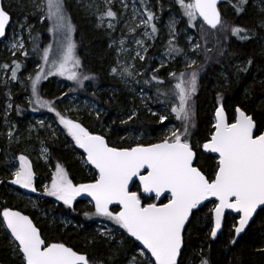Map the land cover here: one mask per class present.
Here are the masks:
<instances>
[{"label":"trees","instance_id":"trees-1","mask_svg":"<svg viewBox=\"0 0 264 264\" xmlns=\"http://www.w3.org/2000/svg\"><path fill=\"white\" fill-rule=\"evenodd\" d=\"M136 1L144 13L145 11L153 12V6L149 0ZM238 1L230 0L222 4L219 10L224 24L245 30L239 34L240 38L232 35L230 27L227 31L219 27L213 30L198 19L195 26L189 27L191 34L200 43L198 61L192 68L179 69L176 66H168L155 71L153 56L156 51L153 50L148 51L144 61L136 62L137 68L144 70L145 81L150 84L152 92L157 93L153 95L156 102L169 111H172V106L178 104V100L173 99L174 96L169 90L171 84L177 81L173 74L179 77L181 73L187 75L196 71V91L189 101L194 127L190 126V135L186 138L197 153V166L209 178L214 177L216 160L212 156L204 155L201 147L213 132V114L217 107H223L229 122L234 120V110L239 107L252 117L256 124L255 133L264 132V27L259 26L260 22L264 21V8L258 9L254 4L256 0H247V3L242 5L243 11L238 14L236 10V6H240ZM63 4L73 27V41L76 56L80 61V73L91 77L83 82V86L76 85L75 90L80 96L89 97L103 110L97 118L87 116L85 113L77 118L65 116L81 123L92 134L104 136L109 146L117 148L161 142L162 131L168 124H174L177 129L183 131V124L176 119L175 114L160 123L157 116L137 110L135 104L129 103L125 95L117 94L112 90L117 88L116 81L109 73L113 64V51L109 45L112 33L98 27L91 8L85 0H63ZM175 5L178 6L176 3ZM3 9L10 14L13 21L17 14L27 17L30 22L33 20V8H30L26 0H21L15 8L11 3L7 6L3 5ZM182 17L188 25L187 18L183 14ZM46 24L40 27L35 24L34 29L32 28L33 32L39 31L42 33L41 37L45 33ZM245 35L247 39H243ZM32 53L27 54L25 59L27 63L30 58L35 59ZM249 61H251L250 64ZM167 73H170L169 77ZM54 79V77L46 79L39 86L38 95L43 100L52 102L55 109L62 113L57 103V93L53 88ZM8 93L11 97V109L7 122L9 132L12 133L11 137L4 134L2 102L6 99V94L4 88L0 87V173L4 172L3 156L24 155L32 165L33 182L38 189L43 183L49 182L51 185V170L54 171L57 164L65 169L68 178L74 184L94 182L82 170L77 157L80 152L63 126L59 124L57 116L55 115V122L64 130V137H53L47 132L37 130L34 126L30 132L26 131L24 122L31 113H39L33 110L35 108L30 102L25 101V98H31L32 94L15 85L9 86ZM133 110L134 114H131ZM42 111L44 110H40ZM131 131L145 133L148 136L146 135L139 143H135L133 138L125 136ZM68 140H71L72 149L69 148ZM39 143H43L48 150V163H43L36 156ZM11 180L9 176L0 179V211L7 208L28 215L46 243H64L79 254L89 257L92 264H126L134 258L136 264H145L144 259L137 254L140 248L127 237V233H124L122 229L120 234L111 240L97 235L92 227L95 224L91 218L94 210L86 205L85 201L76 198L71 208L66 207L54 197L46 195L43 202L38 201L40 207L52 209L54 213L68 217L77 225L63 227L56 223H49V217L40 219L36 212L30 210L29 204L24 199L8 191L6 186L22 192L18 185L10 183ZM133 191H138L137 186H134ZM37 194L40 196L41 191ZM50 201H55L57 207H53ZM166 201V197L159 201L142 199L143 203L163 204ZM209 206L210 203H206L194 210L195 215L190 218V223L184 232L180 264H200L201 257L207 259L209 264H264V212L258 211L240 237L234 235L230 220L226 217L221 235L212 238ZM112 210L117 211L116 208ZM85 213H89L90 218L86 217ZM97 218L104 221L102 217ZM232 238H235L237 243H231ZM0 263L23 264L18 251L13 250V244L3 229L1 220Z\"/></svg>","mask_w":264,"mask_h":264},{"label":"snow or ice","instance_id":"snow-or-ice-1","mask_svg":"<svg viewBox=\"0 0 264 264\" xmlns=\"http://www.w3.org/2000/svg\"><path fill=\"white\" fill-rule=\"evenodd\" d=\"M106 2L110 3L111 0ZM175 3L183 16L187 17L188 27H193L199 18L213 30L219 27L227 31L230 27L232 35L238 38L245 31L222 22L217 9L218 0H175ZM246 3L247 0H239L240 6H236L238 14ZM36 7L52 22L50 31L62 36L63 40L60 42L59 59L52 61L47 73L41 68L34 79L30 78L32 97L29 102L34 101L37 107L55 112L59 124L75 146L86 154V163L95 169L94 182L74 184L65 169L57 164L51 185L45 186L44 195L54 197L68 208L73 206L78 196L90 197L94 204V213L91 215L111 221L127 233V237L139 242L146 250V253L140 254H150L145 264H180L178 257L182 255L186 226L195 215L194 210L210 198H214L211 209L212 238L217 237L226 210L238 215L233 226L236 237L245 232L258 209L264 212V133L254 132L256 124L252 117L238 107L235 122L228 123L224 109L217 108L214 132L202 145L205 153L218 156L214 178H209L197 166V153L186 138L190 135V126L194 127L189 101L196 91L197 73H181L179 77L173 74L177 82L172 94L178 104L172 106V112L182 122L183 131L173 129L161 142L149 145L137 144L126 148L109 146L104 136L92 134L81 123L57 111L52 102L40 99L37 86L42 74H59L80 86L91 77L75 70L79 68L80 61L74 55L75 45L71 42L73 27L65 15L63 0H42ZM104 15L115 18L110 8ZM144 15L147 19L142 23L150 26L152 33H156L157 28L153 23L155 15L151 11H145ZM10 20V14L0 6V38L6 36ZM174 24L175 20L170 23L173 31ZM259 26L264 27V21ZM109 27L112 25L109 24ZM247 38V35L243 37ZM171 44L172 41H169ZM11 48L22 49L23 44L14 42ZM195 48L198 49L199 44ZM49 51V48H45L43 52L45 64L49 62ZM169 53L179 54L180 49L170 47ZM13 63L15 67L12 68L11 79L16 80L21 65L15 61ZM194 64L195 61H191L188 67L192 68ZM112 71L115 73L117 69ZM124 73L131 75L127 69H124ZM164 119L161 117V121ZM8 135L11 137L12 133ZM19 161L20 166L13 172L14 178L10 183L35 192L32 165L24 155L19 157ZM134 178L139 180L138 191L129 189ZM140 193L156 201L167 195V203H143ZM112 205H117L119 211H113ZM85 216L90 218L89 213H85ZM2 217V225L10 232L13 250L22 254L23 264H92L89 257L64 243H46L27 215L6 208ZM100 236L112 238L111 230L101 232ZM231 243L235 244L237 240L232 238ZM131 264H136L135 258ZM200 264H209V261L201 257Z\"/></svg>","mask_w":264,"mask_h":264},{"label":"rangeland","instance_id":"rangeland-1","mask_svg":"<svg viewBox=\"0 0 264 264\" xmlns=\"http://www.w3.org/2000/svg\"><path fill=\"white\" fill-rule=\"evenodd\" d=\"M20 1L21 0H2V3L5 6L11 3V5L15 8V6L19 5ZM26 1L29 2L30 8H33V20L30 22L27 17L17 14L16 19L14 21L11 20V24L7 29L5 38L0 40V87L4 88V92L6 94V99L2 102L4 106L3 127L5 128L4 134L6 136L9 134L7 117L11 109V107H9V105H11V97L8 93L9 86H18L19 89H26L27 92L32 94L30 78L34 79L36 74L40 72L41 68H43L44 72L47 73L49 67H51L52 61L59 59L60 42L63 40L62 36L50 31V29L53 28V24L47 19L45 13L38 11L36 5L42 3V0ZM85 1L90 6L91 13L94 15L98 27L112 33V39L110 40L109 45L113 51V64L109 73L113 76V79L117 83V88H113L112 90L117 94L125 95L129 103L135 104L137 110L157 116L160 123H163L166 119L172 117L174 113L167 110L162 104H158L154 99L153 95H157V93L155 91L154 93L152 92L153 90L150 89V84L145 81L146 78L143 75L144 70L140 68L138 69L136 62L144 61L148 51L153 50L156 51L153 56L155 71L168 66H176L179 69H182L183 67H188V63L191 61H195L196 64L198 61V53L200 51V43L189 31V27L182 17V12L179 9V6L175 5L174 0H149L153 6L152 13L156 17L153 23L157 28V32L152 33L151 27L142 23V21L146 20L147 17L144 15V12L141 10L136 0H111L110 3H107L106 0ZM254 4L258 7V9L264 8V0H256ZM109 8L115 13V18H109L104 15ZM173 20H175L174 31L170 28V23ZM196 22L197 21L194 22V26L197 24ZM44 23H47L44 28L45 33L40 37L42 33L39 31L34 33L33 29L35 24L40 27L44 25ZM109 24H111L112 27H109ZM169 41H172L171 45H169ZM14 42L22 43L23 48L13 50L11 48V44ZM40 42L41 44L39 45ZM71 42L74 44L73 31L71 32ZM197 44H199L198 49L195 48ZM170 47L180 49V53L170 54ZM45 48L50 49L49 62L47 64H45L42 58ZM13 51H15V55H13ZM30 53L35 55V59L30 58L27 63L25 59L27 54ZM74 55L77 58L75 48ZM141 57H143V59H141ZM14 61L21 65L17 70L16 80L11 79L12 68L15 67V64L13 63ZM4 65H7L8 67L5 68ZM79 68L75 70L80 73ZM114 68L117 69L115 73L112 71ZM124 69H127L131 75L124 73ZM168 75H170V73H167V76ZM51 77L55 78L53 81V88L57 93L56 98L59 108L64 115L77 118L81 114L85 113L87 116L97 118L101 113H103V110L93 103L89 97L80 96L76 92L75 86L77 84L67 80L64 76L59 74H42L37 89L45 82L46 79ZM176 82L177 81L171 84L169 88L170 94H172ZM172 96L174 95L172 94ZM30 99L31 98H25L26 103H29ZM40 99L43 100L42 98ZM173 99H176V97L174 96ZM30 104L39 113H31L29 118L24 122L23 125L25 126L26 131L30 132L34 126L37 130L47 132L53 137H64V130L61 129L55 122V112H49L45 107H37L34 101ZM40 110L44 111L40 112ZM131 114H134V110ZM161 117H165V119L161 121ZM173 129H177L174 124L166 125L162 131L161 137L164 138L166 135H170L171 130ZM146 135L147 134L145 133H133L132 131L125 134V136L133 138L135 143L142 141ZM68 142L69 148L72 149L73 145L71 140H68ZM36 156L43 163H48V150L43 143H39L37 145ZM19 157L9 155L3 156V163L5 166L4 172L0 173V179L5 176H9L11 179L14 178L13 172H15L20 166ZM77 157L82 170L88 177L91 178V180L94 181L95 171L87 165L84 155L80 153ZM54 172L55 170H51V175ZM46 185L50 187L49 182H47L43 183L40 189H38L35 187L33 182V186L36 189L34 194L23 188H20L22 192L15 190L11 186H6V188L11 193L24 199L29 204L30 210L36 212L40 219H47V217H49V223H56L63 227H67L69 225L77 226L68 217L54 213L52 209H46L38 205V201L43 202L45 200L44 190ZM38 191H41L40 196L37 194ZM50 202L53 207H57V203L55 201ZM85 203L91 207L89 202ZM213 206L214 202H211L209 212H211ZM226 217L229 218L230 227L231 230H233V226L235 225L238 216L228 214ZM91 218L95 222L92 227L97 235L100 236V233L105 232L106 230H111L112 238L120 234L121 229H119L118 226L111 221L106 219H104V221H100L94 215H91ZM211 228L212 223L210 230ZM112 238L106 239L111 240ZM141 252L143 251L140 249L137 251V254L146 262L149 257L148 255H141ZM132 261L133 260H130L126 264H131Z\"/></svg>","mask_w":264,"mask_h":264},{"label":"water","instance_id":"water-1","mask_svg":"<svg viewBox=\"0 0 264 264\" xmlns=\"http://www.w3.org/2000/svg\"><path fill=\"white\" fill-rule=\"evenodd\" d=\"M229 0H218V3H217V9H218V11H219V13H220V10H219V7L222 5V4H224V3H226V2H228ZM0 6H2V0H0ZM3 7V6H2ZM221 15V14H220ZM199 19V18H198ZM199 20H201L202 21V19H199ZM203 22V21H202ZM10 24H11V20H10ZM10 24L6 27V32H7V29H8V27L10 26ZM5 37H3V38H0V40H2V39H4ZM217 108H223V107H217ZM217 108L215 109V111H214V115H213V121H214V123H215V121H216V110H217ZM242 111V110H241ZM224 114H225V117H226V120H227V122L228 123H233V122H235V116H236V109L234 110V120L232 121V122H229L228 121V119H227V116H226V112H225V110H224ZM246 114V113H245ZM247 115V114H246ZM256 131V128L254 129V132ZM213 132H214V128H213ZM264 133V132H263ZM211 137V136H210ZM210 137H209V139H210ZM208 139V140H209ZM135 147V146H134ZM78 150H79V152L81 153V154H83L84 155V158H85V161H86V154H84L83 153V150L82 149H79L78 148ZM201 152L204 154V155H209V156H212L216 161H217V159H218V156H217V154H214V153H205L204 151H203V147H201ZM88 165V164H87ZM90 168H92L91 167V165H88ZM93 169V168H92ZM93 171H95V169H93ZM134 186H137V188L139 187V180L138 179H135L134 178V180L132 181V182H130V184H129V189L131 190V191H133V188H134ZM141 194V196L144 198V199H148L146 196H144V194L143 193H140ZM164 197H167V195H165ZM164 197H162L160 200H162ZM77 199L78 200H80V201H85V202H89L90 204H91V207H92V209L94 210V204H93V202L91 201V198L90 197H88V196H86V195H81V196H78L77 197ZM154 199V198H153ZM211 202H214V198H210L209 200H207V201H205L202 205H204V204H206V203H211ZM167 203V202H166ZM202 205H200V206H202ZM199 206V207H200ZM112 209L113 208H116L117 209V211H119V207L117 206V205H112V206H110ZM8 210H10V211H17V210H13V209H8ZM258 211H259V209H258ZM20 212V211H19ZM2 213H3V211H1L0 212V220H1V223H2V221H3V217H2ZM21 213V212H20ZM22 215H26V214H23V213H21ZM228 214H232V215H234V216H238L237 214H235V213H232L230 210H226V212H225V215H224V218H223V220H222V227H221V229L218 231V233H217V237L218 236H220L221 235V233H222V231H223V227H224V221H225V218H226V216L228 215ZM28 216V215H27ZM256 216V214H254V217ZM29 217V216H28ZM254 217H253V219H254ZM30 218V217H29ZM31 219V218H30ZM32 220V219H31ZM238 220V219H237ZM253 220H251L250 222H249V225H250V223L252 222ZM211 223H212V226H213V220H212V212H211ZM33 224H34V222H33ZM3 226V225H2ZM247 228H248V226L246 227V229H245V231L247 230ZM3 229L6 231V233L8 234V236H9V238H10V232H8V230L6 229V226H3ZM244 234V232L243 233H241L240 234V236H242ZM234 235L236 236V234H235V232H234ZM239 236V237H240ZM216 237V238H217ZM129 239H131L143 252H145L146 253V250L145 249H143V246L142 245H139V242H137V241H134L132 238H130V237H128ZM21 255V257H22V254H20ZM150 256V254H148V257ZM178 260H179V257H178ZM1 264V263H0Z\"/></svg>","mask_w":264,"mask_h":264},{"label":"flooded vegetation","instance_id":"flooded-vegetation-1","mask_svg":"<svg viewBox=\"0 0 264 264\" xmlns=\"http://www.w3.org/2000/svg\"><path fill=\"white\" fill-rule=\"evenodd\" d=\"M0 155H1V153H0ZM4 211V210H3ZM1 212V211H0ZM34 225H35V223H34ZM36 226V225H35ZM39 230V229H38ZM20 255V254H19ZM21 256V255H20Z\"/></svg>","mask_w":264,"mask_h":264},{"label":"bare ground","instance_id":"bare-ground-1","mask_svg":"<svg viewBox=\"0 0 264 264\" xmlns=\"http://www.w3.org/2000/svg\"><path fill=\"white\" fill-rule=\"evenodd\" d=\"M2 6H3V3H2ZM11 17V16H10ZM0 153H1V150H0Z\"/></svg>","mask_w":264,"mask_h":264}]
</instances>
